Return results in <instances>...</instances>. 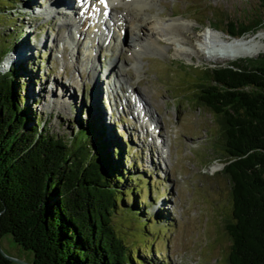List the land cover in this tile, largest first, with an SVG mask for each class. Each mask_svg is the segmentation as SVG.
Segmentation results:
<instances>
[{
  "label": "rangeland",
  "instance_id": "rangeland-1",
  "mask_svg": "<svg viewBox=\"0 0 264 264\" xmlns=\"http://www.w3.org/2000/svg\"><path fill=\"white\" fill-rule=\"evenodd\" d=\"M8 1L9 6L0 10V35L10 51L0 69L27 63L28 99L36 100L31 109L43 116L46 131L66 137L81 119L89 114L98 117L97 107L106 135L125 143L133 160H139L138 172L156 182L149 204L140 203L149 213L150 228L143 227L148 217L143 214L132 218L121 211L113 221L118 234L140 255L154 250L149 257L142 255L143 264L152 259L155 264H232L226 224L233 205L223 173L221 123L209 109L193 102L195 83L201 68L259 59L264 52L213 61L206 49L197 53L190 46L200 45L197 36L207 27L226 38L264 30V0H122L116 6L115 11L131 10L133 16H163L190 24L185 31L192 43L183 46L186 52L178 50L181 43L150 39L145 29L131 24L112 38L109 34L99 47L94 43L91 47L90 36H75V16L47 8L52 0ZM87 25L91 27L90 22ZM246 27L250 29L243 34L230 33ZM112 66L115 72L107 77ZM144 98L147 115L141 105ZM156 212L166 219L152 216ZM0 238L11 264L33 261V252L11 234Z\"/></svg>",
  "mask_w": 264,
  "mask_h": 264
},
{
  "label": "trees",
  "instance_id": "trees-1",
  "mask_svg": "<svg viewBox=\"0 0 264 264\" xmlns=\"http://www.w3.org/2000/svg\"><path fill=\"white\" fill-rule=\"evenodd\" d=\"M8 6L0 0L1 11ZM9 47L0 35V65ZM29 71L21 61L0 69V237L11 234L31 250L33 264H143L142 255L154 250L140 255L113 221L121 211L148 216L143 205L156 182L138 172L139 160L125 143L106 135L97 107L98 117L89 114L66 137L46 131L43 116L31 109L36 100L28 99ZM200 73L193 102L217 116L226 151L223 173L233 205L226 224L229 260L264 264V55ZM11 263L0 245V264Z\"/></svg>",
  "mask_w": 264,
  "mask_h": 264
},
{
  "label": "bare ground",
  "instance_id": "bare-ground-1",
  "mask_svg": "<svg viewBox=\"0 0 264 264\" xmlns=\"http://www.w3.org/2000/svg\"><path fill=\"white\" fill-rule=\"evenodd\" d=\"M121 1L122 0H74L72 2V0H52L51 5L48 4L47 8L53 6V12L75 16L74 19L77 22L76 26H74L76 31L75 36L79 39L84 36H90L91 47L93 43V47H99L101 43H105L109 34L110 36L108 38H112L115 32L120 33L124 27L131 24L135 25L140 31L145 29L150 39L170 38L172 41L181 43V45H178V50L186 52L187 48L183 46H190L192 43L191 38L185 31L190 27V24H186L179 20H166L163 16H133L132 13H130L131 10H120L117 12L115 11L116 6ZM70 3L71 5H69ZM67 10H71L72 12L67 13ZM98 16H101L100 19ZM102 16H106L107 22H105ZM88 22L91 23L90 28L89 25H87ZM103 38L104 40L102 42ZM137 38H140V33H138ZM197 41H199L200 45H193L190 46V48L197 53H201L203 49H206L207 58L213 61H232L242 57H257L264 52V30L248 33L239 37L226 38L223 32L207 27L203 32L198 34ZM141 47L144 48L145 45H141ZM114 72L112 66L107 72V77H109L110 74H114ZM97 79L98 78H96V81ZM138 94L140 97H143L142 93ZM55 102L58 103L59 100H55ZM141 102L142 108L146 113L147 108L145 110L144 107L147 106L148 101L144 98ZM145 115H147V113ZM150 115L152 116L151 111ZM218 168L219 166L217 164L212 167V170L214 171Z\"/></svg>",
  "mask_w": 264,
  "mask_h": 264
},
{
  "label": "water",
  "instance_id": "water-1",
  "mask_svg": "<svg viewBox=\"0 0 264 264\" xmlns=\"http://www.w3.org/2000/svg\"><path fill=\"white\" fill-rule=\"evenodd\" d=\"M17 262H18L19 264H33V263H31V262L23 261V260H17Z\"/></svg>",
  "mask_w": 264,
  "mask_h": 264
}]
</instances>
